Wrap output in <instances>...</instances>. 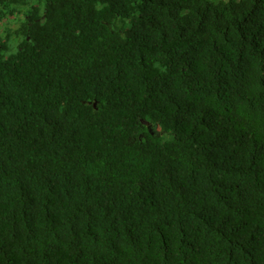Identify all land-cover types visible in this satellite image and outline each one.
<instances>
[{"label":"trees","instance_id":"trees-1","mask_svg":"<svg viewBox=\"0 0 264 264\" xmlns=\"http://www.w3.org/2000/svg\"><path fill=\"white\" fill-rule=\"evenodd\" d=\"M0 264H264V0H0Z\"/></svg>","mask_w":264,"mask_h":264},{"label":"rangeland","instance_id":"rangeland-1","mask_svg":"<svg viewBox=\"0 0 264 264\" xmlns=\"http://www.w3.org/2000/svg\"><path fill=\"white\" fill-rule=\"evenodd\" d=\"M211 1H213L214 3H217V2H219V1H221V0H211Z\"/></svg>","mask_w":264,"mask_h":264},{"label":"water","instance_id":"water-1","mask_svg":"<svg viewBox=\"0 0 264 264\" xmlns=\"http://www.w3.org/2000/svg\"><path fill=\"white\" fill-rule=\"evenodd\" d=\"M152 132V131H151ZM153 133V132H152Z\"/></svg>","mask_w":264,"mask_h":264}]
</instances>
